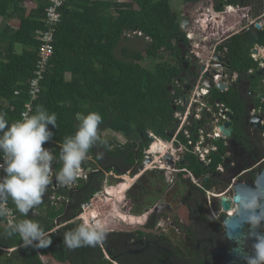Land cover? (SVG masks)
<instances>
[{
    "label": "trees",
    "instance_id": "obj_1",
    "mask_svg": "<svg viewBox=\"0 0 264 264\" xmlns=\"http://www.w3.org/2000/svg\"><path fill=\"white\" fill-rule=\"evenodd\" d=\"M25 1L0 0V15L17 20L14 25L0 28V114L9 125L17 122L25 103L31 100V80L36 76L38 48L42 43L40 36L48 30L44 20L48 0H34L33 9L26 8ZM204 1L186 0V4L196 14ZM221 1L230 4L241 0ZM214 8L222 9L219 5ZM60 11L61 20L51 42L53 51L39 81V92L32 100L30 115L36 113L38 106L56 115L57 127L48 126L53 137L43 145L53 149L55 159L59 158L64 138L77 131L78 113L101 115L98 134L103 143L97 142L81 163L83 168L90 169L86 179L76 178L78 183L70 189L50 182V194L54 198H68L72 213L65 211V205L50 204L43 217L33 216L31 210L24 216L9 199L18 214L17 222L23 219L37 222L51 244L47 247L23 246L19 234L6 235L11 227L5 226L4 216L0 217V264H44L40 254L59 264H114L104 251L110 258L120 260L104 238L92 246L69 249L63 243L64 234L79 226L70 220L81 204L99 191L104 172L113 169V162H122V172L131 171L144 158L143 151L153 141L149 133L164 141L171 140L175 130L173 98L183 95L185 85L190 83L183 75V61L177 59L180 57L179 39L190 46L203 43L207 49L211 47V42L200 33L191 40L186 38L185 32L181 33L178 14L169 0H67ZM185 12L190 13L189 10ZM132 39L143 40V47L134 49L132 42L122 45ZM256 43L264 45V30L246 31L230 39L226 44L227 61L230 68L238 72L240 81H248V86L241 90L238 85H231L225 91L214 87L210 97L212 102L218 100L232 111L230 140L247 148L251 145L250 109L260 107L264 115V102L257 96V76L252 79L247 75L249 69L257 67L249 58V51ZM145 59L159 61L153 69H148L141 65ZM105 132L120 133L126 141L115 143ZM179 137L183 140L182 135ZM215 142L219 148L211 154L212 162L208 167L190 152L177 162L181 179L192 175L203 178L205 188L227 187L243 170L231 174L226 155L230 146L219 140ZM104 158L108 159L107 163ZM259 159L254 158L252 162ZM219 164L224 165V173L217 170ZM61 167L59 159L55 163V174ZM207 173L210 174L208 179L205 178ZM57 218L60 226L53 231V220ZM119 264L124 263L119 261Z\"/></svg>",
    "mask_w": 264,
    "mask_h": 264
},
{
    "label": "flooded vegetation",
    "instance_id": "obj_2",
    "mask_svg": "<svg viewBox=\"0 0 264 264\" xmlns=\"http://www.w3.org/2000/svg\"><path fill=\"white\" fill-rule=\"evenodd\" d=\"M241 3L243 6L242 21L249 22L257 16L264 15V0H241L240 2L230 4H236V7H238ZM217 5L224 9L226 3H223L221 0H206L203 2V8L193 15L186 13L184 7L183 17H178V23L180 24L182 19L187 18L190 20L187 25L188 27L193 23L194 18L200 15L206 7H212L214 11V7ZM205 14L209 16L208 13ZM207 19L211 20L212 18ZM256 30L251 28L249 31ZM180 31L181 33L183 32L181 28ZM181 39H179L180 57H177V59L183 61V75L186 76L188 81L192 82L196 78V73L193 69L198 67V62L194 57H186L191 46L184 42V39L181 42ZM185 61L188 64H184ZM247 85V80H239L238 87L241 90H245ZM251 126L249 133L251 145H249V148L238 146L229 140L230 148L229 152L226 153L227 157H229V172L233 174L243 169L239 181L245 180L249 183L254 182L256 173L260 170V168H257L258 162L264 158V137L262 136L264 129ZM230 142L232 143L231 145ZM136 152H138V149H136ZM254 158L260 159L252 162ZM104 161L107 163L108 159L104 158ZM121 163L117 161L113 162L111 164L113 169L104 172V179L99 188L101 194H103L102 192L107 186L108 179L111 181L114 178L116 180H126L123 177L124 175L122 176L126 172H122L123 167ZM140 164L136 167L134 166L131 171L129 170V173L136 175L138 173L137 170L141 169ZM139 166L140 168H138ZM156 166H153L152 169L163 170L158 165ZM173 170L176 178L174 177L173 181H167L168 184L166 185H172L177 180L183 181L184 184L182 186L183 190H185L182 195H180L181 192L179 193L177 204H173L164 195L161 196L162 189L156 191L154 198L156 196L157 201L153 202L151 209L147 210V208H144L142 201L136 203V199H134L130 191L133 190V187L137 188L139 186L140 189H143L141 185L145 180L143 175L136 177V181H133L130 185H128L129 183L127 186L121 184L120 190L126 191L120 199L116 200L119 203H124L123 205L118 204L119 210H124L126 213H129L130 210L137 214L140 213L139 218L135 217L134 220L131 216L129 220L130 223L139 224L140 227H136V230L131 233L124 231L118 228L117 224L111 221V218H108L113 217L112 215H108V208L103 211V214L100 212L102 217L107 219L106 223L108 224L107 230L103 232V238L107 246L113 249V253L117 257H120V260L110 258L107 252L104 251L106 258H109L114 264H119V261L124 264L131 262L134 264H248L249 258L255 255L253 245L256 243L258 237L264 236V220L245 223V226L242 228V238L230 242L227 237H224V230L221 229L220 220L218 219L222 215V212L219 210L218 215L214 213V210L217 212L219 208L218 204L214 205L216 198L213 195L218 186L205 188L203 178L196 177V181H193L192 178L183 180L178 175L179 171H176L174 167ZM244 172H249V176L244 177ZM150 173L152 174L153 172ZM209 176L210 174L207 173L205 178L208 179ZM151 185L153 184L151 183ZM225 188L223 187L221 192ZM105 193L104 201L107 203L110 198H106V196H111L113 192L112 190H106ZM225 195H229V193ZM144 211L146 212L143 213ZM119 219L126 220V215L119 214Z\"/></svg>",
    "mask_w": 264,
    "mask_h": 264
},
{
    "label": "built area",
    "instance_id": "obj_3",
    "mask_svg": "<svg viewBox=\"0 0 264 264\" xmlns=\"http://www.w3.org/2000/svg\"><path fill=\"white\" fill-rule=\"evenodd\" d=\"M66 1L67 0H48L44 16L48 30L43 33L40 32V39L42 43L38 48L39 58L37 61V70L35 72L36 76L31 80V100L25 103V108L21 113V117L24 113H28L30 115L31 111L33 110L32 100L36 98L37 93L39 92V81L43 77L47 59L53 51L51 42L53 40L54 30L61 20L60 8ZM230 8L233 9V7H231L229 4H226L222 11L214 10L215 15L210 21L202 14L198 17L196 23L193 22L184 31L186 38L189 40L193 39L196 33L202 34L206 40L211 42V47L207 49L203 43L195 44L194 46L190 47L186 57L196 58L198 67L200 68L201 66H204V69H202L200 73L196 75L194 81H189L190 83L188 84L190 87L188 89L185 85L186 92L183 95L173 98L175 109L173 123L175 125V130L172 133L171 140L164 141L160 138H155L154 141H152V143L159 141L162 144L165 142L168 146H171V167H174L176 171H179L176 169L177 162L183 160L187 152L196 155L202 165L208 167L212 162L211 154L216 153L219 148L215 141L219 140L223 142L225 146L229 144L231 134L229 136L226 135L223 132L222 127H224L226 122L230 121L229 115H232V111L218 100L212 102L210 99L212 95L211 90L214 87L216 88L218 83L225 84V90H227L231 85H238L239 83V74L237 71L230 68L226 57V44L230 41V39L234 35L249 31L251 28L264 30V15L257 16L253 20H250L249 22L246 21L244 23L233 21V19L230 21L228 14L226 15L227 12H231ZM206 9V12H214L213 9H210V7H206ZM257 24H259V28L256 27ZM219 25H221V27L218 29ZM227 30H229V32H227ZM138 34L140 33L138 32ZM249 58L257 63V67L255 69H249L247 71V75L257 76L256 71L259 68H263L262 74L257 76L259 77L260 81L259 82L257 80V96L261 102H264V45H260L258 43L254 44L249 51ZM206 73H208V75H206ZM206 78L211 79L213 88H209L205 84ZM252 116L259 117V124L264 125V115L262 114L260 107H253L250 109V118ZM21 117L18 120H20ZM149 135L153 136L151 133H149ZM180 135L183 136V140H181L179 137ZM262 136L264 137V130L262 132ZM146 152L149 155H152L149 153V149ZM163 156L164 155H162V157ZM0 163H2V160H0ZM217 170L220 173L224 172V165L219 164ZM242 172L243 171L238 173L230 180L229 185L223 192L217 193L216 195L223 196L226 193L228 194L232 190L233 184L240 179L239 177H241ZM80 174L81 173L78 172L77 177H79ZM2 175L3 173L0 171V176ZM52 177L53 171L51 169L50 179H52ZM84 177H86V175H84ZM190 177L193 179V181H196V177L192 175ZM73 184L74 182L67 184V186ZM99 193L100 191L92 195L88 201H85L81 204L79 212L76 216V221L81 223L88 222L90 225L98 226L102 232H105L108 228L106 221V225H97V223L94 222V219L99 218V211L97 212L95 208L96 202L98 200H102L99 196ZM9 199L10 197L0 206L6 207L7 209V214L4 216L5 226L12 227L15 223H17L18 214L9 204ZM40 257L42 259L41 254ZM42 261L44 263L43 259Z\"/></svg>",
    "mask_w": 264,
    "mask_h": 264
},
{
    "label": "clouds",
    "instance_id": "obj_4",
    "mask_svg": "<svg viewBox=\"0 0 264 264\" xmlns=\"http://www.w3.org/2000/svg\"><path fill=\"white\" fill-rule=\"evenodd\" d=\"M229 5L234 10L233 16L230 15L231 12L226 13L230 21L233 19V21L244 23L245 21L241 19L242 3L238 7L236 4ZM219 27L221 25L218 29ZM76 119L77 131L74 135L65 137L60 146L59 159L62 167L55 179L61 185L74 182L89 150L97 142L103 143L98 134V128L102 123L99 113L90 112L86 116L78 113ZM49 125L53 128L57 127L56 115L49 114L42 106H38L33 115L22 114L21 119L11 125L8 124L4 115L0 114V160H2L0 171L3 173L0 176V205L10 197L17 210L24 216L41 204L42 197L51 182V169L55 157L49 149L43 147L53 137ZM152 138L156 137L152 136ZM216 194L213 195L219 202L221 196ZM231 207L236 206L232 203ZM219 210L222 212V217L230 214L229 211L223 212L221 208ZM6 214V207L0 206V217ZM14 234H19L25 247H47L51 244V240L47 238V234L40 225L30 219L15 223L6 230L7 236ZM102 238L103 232L98 226L84 222L74 230L66 232L63 243L69 249H75L80 246L95 245ZM253 247L255 255L249 258L248 264H264V236L258 237Z\"/></svg>",
    "mask_w": 264,
    "mask_h": 264
},
{
    "label": "rangeland",
    "instance_id": "obj_5",
    "mask_svg": "<svg viewBox=\"0 0 264 264\" xmlns=\"http://www.w3.org/2000/svg\"><path fill=\"white\" fill-rule=\"evenodd\" d=\"M123 1H130V0H123ZM169 2H170V5H171V8L178 14V17H180V18L183 17L184 7H185L186 11L187 10L190 11L189 14H191V15L194 14L193 9L189 5L186 4V0H169ZM210 9H212V7H210ZM206 11H207V9L205 8L203 10V12L200 13V15L204 14L203 16H205L206 18L214 17L215 11L214 12H206ZM205 13H208L209 16L207 14H205ZM200 15L195 17L193 22L196 23V20L198 19V17ZM131 42L133 43L132 46L135 47L134 49H136V48L137 49H141L143 47V45H144L143 40H140V39H132V41L123 42L122 45H124V44L128 45L129 43L131 44ZM166 57H167V55H165V58ZM158 61H159L158 59L157 60L145 59L144 61H141V65L146 67V68H148V69H153L155 67V64ZM257 80L259 81V77H257ZM258 81H257V83H258ZM105 136L110 138V139H112V140H114L115 143H122L123 144L126 141V137L123 136L120 133L105 132ZM152 140L154 141L153 138H152ZM156 142L161 144V146L163 148L161 150L162 152H160L159 154H156V156L154 154L149 155L146 152L148 149H145L143 151L144 158L140 162L141 163L140 164L141 169L137 170L138 173L136 175H132V174L129 173V171H127L126 173L122 174V176L124 175L123 177L126 178V180L125 179H122V180L117 179L116 180L115 178L112 181L110 179L107 180L108 181L107 184H106L107 186L104 188V190L102 192L103 194H101V191H100L99 196H100V198L104 199V194L106 195V193H105L106 190L107 191L108 190H112L113 194L111 196H108V195L106 196L107 198H111L110 200H108L107 203H105L104 200L103 201L102 200L101 201L100 200L97 201L98 198L96 199L97 202H96V207L95 208H96L97 212L99 211V213H98L99 218L98 219L97 218L94 219V222L97 223V225H99V224L106 225L105 221H107V219L103 218L102 214H103V211H105V209L108 208V215L109 216H111V215L113 216V217H108V218H111V221L115 222L117 224L116 226L118 228L123 229L124 231H128V232L131 233L132 231L136 230V227H138V226L140 227L139 224L130 223L129 220L131 219L130 218L131 216L135 220V217L139 218L141 214L140 213L137 214V213L133 212L132 210H130L129 213H126V211H124V210L123 211L119 210L118 204H122L123 205L124 203H119L116 200L120 199L122 197L123 193L126 191L125 190L123 192V190H120L121 189V184L122 185L125 184L127 186V184L129 183L128 185H130L133 181H136V179H137L136 177H139L141 175H143L145 177L144 182L141 184L143 189H140L139 188L140 186H139L137 188L133 187V190L130 191L131 195L134 196V199H136V203H140V201H142L143 202L142 206L144 208H147V210L151 209V206H152L153 202L157 201V199H156L157 197L155 196V198H154V195H156V191L158 189H162V193L160 195L161 196L164 195L165 197H167V199L171 200L173 202V204H177V202H178L177 200L179 198V193L181 192L180 195H182V193H184V191H185V190H183V186H182V184H184V183H183V181H179V180L176 179L177 180L176 183H174L172 185H166V184H168L167 181H171V180L173 181L174 180L173 178L174 177L176 178V174L173 173L174 170L171 167V163H169L170 161H172L171 146L170 145L168 146L165 142H163L165 144V146H167V147H165L164 144L162 145V143H160L159 141H156ZM165 151H167V152H169V154H171L169 159L167 158V155H169V154L168 153L165 154ZM162 155H164V156L162 157ZM154 160H155V162H154ZM160 161L163 162V163H161ZM156 162H158V163H156ZM165 162H167V163H165ZM258 163L259 164L257 165V168H260V170H261L262 167L264 166V158L260 159ZM156 165H158L159 167L163 166L165 168L162 167L163 168L162 171L155 170V169H152V168L151 169H147L148 167L149 168L153 167V166L157 167ZM140 166L138 168H140ZM142 166H143V168H142ZM150 172H153V173L151 174ZM118 176H120V175H118ZM151 183L153 185H151ZM181 188H182V190H181ZM222 190H223V187H217V190H215L214 192L217 193V192H221ZM216 204L219 205L217 198L214 200V205H216ZM100 212H102V214ZM145 212L146 211H144L143 213H145ZM217 212L214 210V213L216 215H218L219 214V208L217 209ZM119 214H122V215L125 214L126 215V220H120L118 218ZM114 216H116V217H114ZM221 218H222V215L220 217H218V219L220 221H221ZM75 223H78L79 225L81 224V222H79V221H75ZM114 235H116V234H114ZM44 263L45 264H54L53 262H51V260L49 258H45L44 259Z\"/></svg>",
    "mask_w": 264,
    "mask_h": 264
},
{
    "label": "water",
    "instance_id": "obj_6",
    "mask_svg": "<svg viewBox=\"0 0 264 264\" xmlns=\"http://www.w3.org/2000/svg\"><path fill=\"white\" fill-rule=\"evenodd\" d=\"M189 21L190 20L187 18L181 20L179 26L182 31H185L187 29ZM256 27L259 28V24H257ZM182 41L183 39H181V42ZM184 64H188L187 61H185ZM202 69H204V66H201L200 68L197 67L196 69H193V71L196 74H199ZM262 72L263 68H259L256 71V75L259 76L262 74ZM206 75H208V73H206ZM253 77L254 76L251 75L252 79ZM205 84L209 88H213L211 79L206 78ZM235 86L236 85H234L233 87ZM186 87L189 88L190 85H187ZM216 88L224 91L226 86L223 83H218L216 85ZM229 116L230 121L226 122L224 127H222L223 132L228 136L232 131L233 119V115L230 114ZM259 120V117L252 116L250 118V124L254 127H260L261 129H264V125H260ZM167 158H170V154L167 155ZM171 162L172 161H170L169 163ZM52 171L54 174L52 177V183L57 186L58 182L55 179L56 174L53 167ZM249 174V172H244L243 175L244 177H248ZM229 195L230 196L223 195L219 199L221 210L226 213L227 211L230 212V214L224 215L221 218V229L224 230V237H227L230 242H233L234 240L242 238V228L245 226V223L264 220V166L259 172L256 173L253 183L246 182L245 180H237L233 184L232 191ZM232 203H234L236 207L232 208Z\"/></svg>",
    "mask_w": 264,
    "mask_h": 264
},
{
    "label": "crops",
    "instance_id": "obj_7",
    "mask_svg": "<svg viewBox=\"0 0 264 264\" xmlns=\"http://www.w3.org/2000/svg\"><path fill=\"white\" fill-rule=\"evenodd\" d=\"M117 1H120V0H117ZM121 1H123V0H121ZM24 5H25V7L26 8H28V9H33V8H35V6H36V3H35V1L34 0H26L25 2H24ZM230 11H231V8H230ZM231 13L232 14H230L231 16H233L234 15V10H232L231 11ZM17 22V20H16V18H13V17H7V16H5V17H3V16H1L0 15V28L1 27H3L4 25H6V24H12V25H14L15 23ZM20 47L21 46H18V48H19V50H20ZM197 75V74H196ZM51 152H52V150L53 149H49ZM53 153V152H52ZM86 159V158H85ZM58 160H59V158H57V159H54V161H53V164H52V167L54 168V170H55V163H57L58 162ZM90 171V169H88V168H83L82 167V164H81V167H80V170H79V172L82 174H80L79 175V177H77V178H82V179H86L87 178V176L86 177H84V175H87V173ZM50 181H52V179H50ZM78 183V181L77 180H75V182H74V184L73 185H75V184H77ZM59 184V183H58ZM54 185V184H53ZM60 186H62V187H68L67 189H70V188H72L73 187V185H70V186H67V185H61V184H59ZM50 194V184L47 186V189H46V191H45V193H44V195H43V197H42V202L41 203H44L43 205H38L36 208H34V210H31V212H33V216H44L45 214H46V212H47V207L50 205V204H54V205H65V211L66 212H68V213H72V210H70L69 209V203H70V200L68 199V198H66V197H64V198H62L61 199V197L59 196V197H57V198H54V196L53 195H51ZM49 199H51V200H49ZM49 202V203H48ZM79 212V210H77V213ZM77 213H76V215L70 220V222H75L76 221V216H77ZM24 220V219H23ZM18 223V222H17ZM59 224H58V218L57 219H55V220H53V228H52V230L54 231V230H56V229H58L59 228ZM46 257H43L42 256V259L44 260ZM51 262H53L54 264H59V263H56V262H54V261H52L51 260ZM126 264H134V263H126Z\"/></svg>",
    "mask_w": 264,
    "mask_h": 264
},
{
    "label": "bare ground",
    "instance_id": "obj_8",
    "mask_svg": "<svg viewBox=\"0 0 264 264\" xmlns=\"http://www.w3.org/2000/svg\"><path fill=\"white\" fill-rule=\"evenodd\" d=\"M232 10V9H231ZM163 145V144H162ZM149 149V153L150 154H155V156H156V154H159L160 152H162L161 150L163 149L162 148V146H161V144H159L158 142H155V143H151V145H150V147L148 148ZM169 154V152H167V151H165V154ZM164 154V155H165ZM171 155V154H170ZM155 162V161H154ZM156 163H158V162H156ZM163 166H161V168H162ZM149 168V167H148ZM152 167H150L149 169H151ZM163 168H165V167H163ZM162 168V169H163ZM107 198V197H106ZM111 199V198H110ZM104 200V199H103ZM108 205V204H107ZM118 218H119V215H118Z\"/></svg>",
    "mask_w": 264,
    "mask_h": 264
}]
</instances>
